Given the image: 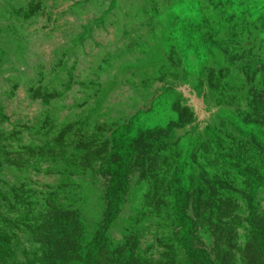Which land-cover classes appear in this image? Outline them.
<instances>
[{
  "label": "rangeland",
  "instance_id": "rangeland-1",
  "mask_svg": "<svg viewBox=\"0 0 264 264\" xmlns=\"http://www.w3.org/2000/svg\"><path fill=\"white\" fill-rule=\"evenodd\" d=\"M160 90L176 99L173 133L136 142L97 264H198L182 247L177 187L197 249L261 264L264 152L230 203L209 182L185 187L178 169L189 132L241 138L225 111L264 126V0H0V264H80L78 224L89 248L120 165L112 133Z\"/></svg>",
  "mask_w": 264,
  "mask_h": 264
},
{
  "label": "trees",
  "instance_id": "trees-1",
  "mask_svg": "<svg viewBox=\"0 0 264 264\" xmlns=\"http://www.w3.org/2000/svg\"><path fill=\"white\" fill-rule=\"evenodd\" d=\"M196 4V0H195ZM241 5V4H240ZM258 10H248L253 14ZM189 30L195 35V43L197 49H201L198 43L197 28L198 19H191L187 23ZM201 41V40H200ZM167 94H170L167 92ZM180 97H182L180 95ZM176 99L171 95H166L158 91L155 94L153 104L149 108H140L137 114H133L128 123L116 128L112 133L113 145L117 148L120 155V165L116 172V181L111 188L107 189L106 200L108 209L106 219L96 234L95 241L86 246L85 230L81 224H78L80 233L78 250L80 264H97V259L105 250L108 234L114 222L120 214L122 207L121 187H129V168L132 156H134V148L136 142L147 132H153L156 128L164 129V137L168 138L172 133V125L177 113ZM222 117L231 119L238 134L239 139H234L225 144L214 137V141L210 144L200 143L196 140L192 132L179 138V143L183 146L181 150L180 168L178 175L181 183L191 190V188L202 185L206 182L211 183L210 192H214L218 201L224 198L225 203L235 202L234 197L237 196V185L243 186L247 190H251V174L259 167L258 162H252L254 159H260L261 151L264 152V126L254 124L242 117L231 115L228 111L222 114ZM248 137H252L258 144L248 141ZM164 140V138H160ZM254 184V182H252ZM186 190L177 187L174 191V208L177 216V223L182 228L181 243L182 247L189 256L190 260L198 264H229L225 258L213 257L206 250L197 249L195 240L197 236V223L188 213V202L185 198ZM253 232L262 229L254 221L251 222ZM260 232V231H257ZM261 247L259 256L261 255V264H264V239L260 238ZM257 250V249H256ZM87 252V253H86ZM221 258V259H220ZM230 264H236L230 263ZM248 264H259L253 258Z\"/></svg>",
  "mask_w": 264,
  "mask_h": 264
},
{
  "label": "clouds",
  "instance_id": "clouds-1",
  "mask_svg": "<svg viewBox=\"0 0 264 264\" xmlns=\"http://www.w3.org/2000/svg\"><path fill=\"white\" fill-rule=\"evenodd\" d=\"M123 13H125L127 16H129L130 14V8L124 4V8H123Z\"/></svg>",
  "mask_w": 264,
  "mask_h": 264
}]
</instances>
